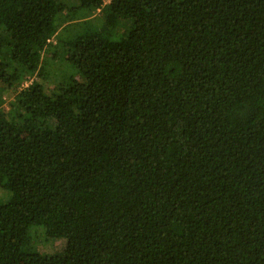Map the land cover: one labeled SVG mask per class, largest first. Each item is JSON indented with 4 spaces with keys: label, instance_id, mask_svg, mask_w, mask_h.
I'll use <instances>...</instances> for the list:
<instances>
[{
    "label": "trees",
    "instance_id": "trees-1",
    "mask_svg": "<svg viewBox=\"0 0 264 264\" xmlns=\"http://www.w3.org/2000/svg\"><path fill=\"white\" fill-rule=\"evenodd\" d=\"M2 94L0 264H264V0H0Z\"/></svg>",
    "mask_w": 264,
    "mask_h": 264
},
{
    "label": "rangeland",
    "instance_id": "rangeland-1",
    "mask_svg": "<svg viewBox=\"0 0 264 264\" xmlns=\"http://www.w3.org/2000/svg\"><path fill=\"white\" fill-rule=\"evenodd\" d=\"M65 1V0H62ZM108 3V2H107ZM104 15L100 10L95 11L92 16H86L84 18L79 17L71 23V27L68 30L62 32V36L66 37H77L88 35L93 32L94 29L100 28L104 24ZM131 23V22H130ZM130 23L125 26H118L114 36L111 40L120 39L123 41L133 39V28L130 27ZM70 37V38H71ZM44 55L43 62V74L40 78L46 87L57 86L63 82L65 76H72L74 78L80 77V72L71 65L66 58V54L73 53V49H62L51 47ZM32 80H38L35 76ZM32 80L25 81L22 86L18 89L26 87ZM14 97H8L6 94L1 95L0 110H4L6 114L13 112L16 109L12 107ZM13 194L9 189L8 182L4 183V186L0 188V202L12 201ZM66 241L62 238L52 239L45 236L43 228H33L29 233V242L24 247V251L28 253H39L46 256H52L55 254H61L65 249Z\"/></svg>",
    "mask_w": 264,
    "mask_h": 264
}]
</instances>
